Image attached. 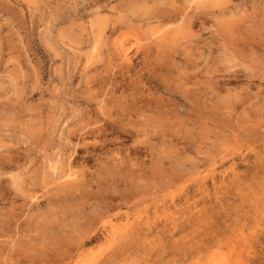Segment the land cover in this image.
I'll return each mask as SVG.
<instances>
[{
	"label": "rangeland",
	"instance_id": "374dc122",
	"mask_svg": "<svg viewBox=\"0 0 264 264\" xmlns=\"http://www.w3.org/2000/svg\"><path fill=\"white\" fill-rule=\"evenodd\" d=\"M0 264H264V0H0Z\"/></svg>",
	"mask_w": 264,
	"mask_h": 264
}]
</instances>
